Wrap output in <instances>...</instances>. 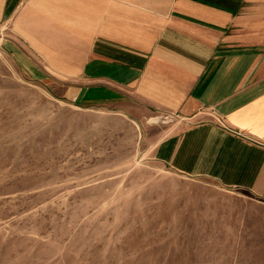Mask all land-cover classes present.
I'll use <instances>...</instances> for the list:
<instances>
[{"label":"rangeland","instance_id":"obj_1","mask_svg":"<svg viewBox=\"0 0 264 264\" xmlns=\"http://www.w3.org/2000/svg\"><path fill=\"white\" fill-rule=\"evenodd\" d=\"M78 2L0 17V264H264L259 204L162 159L186 122L87 73L109 24Z\"/></svg>","mask_w":264,"mask_h":264},{"label":"crops","instance_id":"obj_2","mask_svg":"<svg viewBox=\"0 0 264 264\" xmlns=\"http://www.w3.org/2000/svg\"><path fill=\"white\" fill-rule=\"evenodd\" d=\"M80 1L118 23L102 26L87 73L99 67L129 104L186 122L161 147L165 163L264 210V0ZM14 4L0 0V17Z\"/></svg>","mask_w":264,"mask_h":264},{"label":"bare ground","instance_id":"obj_3","mask_svg":"<svg viewBox=\"0 0 264 264\" xmlns=\"http://www.w3.org/2000/svg\"><path fill=\"white\" fill-rule=\"evenodd\" d=\"M155 120H156L155 117L153 119H151L152 122L155 121Z\"/></svg>","mask_w":264,"mask_h":264}]
</instances>
